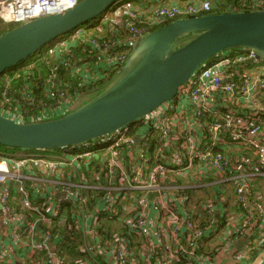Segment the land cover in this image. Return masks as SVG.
Instances as JSON below:
<instances>
[{"label":"built area","instance_id":"2783aa9c","mask_svg":"<svg viewBox=\"0 0 264 264\" xmlns=\"http://www.w3.org/2000/svg\"><path fill=\"white\" fill-rule=\"evenodd\" d=\"M80 1L0 0V22L14 27ZM255 8L264 10V0ZM210 10V0H117L44 50L53 63L42 82L29 79L34 62L7 72L0 113L22 123L42 87L64 115L84 102L70 94L73 79L83 85L118 73L151 27ZM98 139L62 152L0 149V264L264 261V58L257 51L225 50L174 98ZM57 221L81 238L85 257L60 254L61 236L50 231Z\"/></svg>","mask_w":264,"mask_h":264},{"label":"water","instance_id":"95a60500","mask_svg":"<svg viewBox=\"0 0 264 264\" xmlns=\"http://www.w3.org/2000/svg\"><path fill=\"white\" fill-rule=\"evenodd\" d=\"M116 1L81 0L60 13L44 15L0 33V75L59 37L98 19ZM235 48L254 49L264 58V10L173 20L136 42L116 77L72 111L22 123L0 113V146L36 151L88 144L140 121L174 98L202 64Z\"/></svg>","mask_w":264,"mask_h":264},{"label":"trees","instance_id":"16d2710c","mask_svg":"<svg viewBox=\"0 0 264 264\" xmlns=\"http://www.w3.org/2000/svg\"><path fill=\"white\" fill-rule=\"evenodd\" d=\"M211 2V10L208 12H201L199 15H206L210 13H225V12H231V11H250L256 9V2L257 0H210ZM95 20L85 24L84 26H87L94 22ZM170 21L163 22L160 24H156L153 27L150 28V31L155 30L159 27L164 26L166 23H169ZM124 31V30H123ZM128 33H122L120 36L122 39H125ZM68 35V34H67ZM67 35H63L59 37L58 39L64 38ZM53 42L46 45L39 53L31 57V59L26 60L25 62L21 63L20 65L6 71L2 75H0V93L3 90V80L5 78V75L7 72H14L17 70H20L21 68L26 69L25 66L31 65L32 62L35 64L33 66H30L27 69V72H29L28 76L29 79L32 80V82H42L45 77L47 76V73L51 70L53 59L47 55V58L45 57V52L47 47H49ZM80 49V48H79ZM225 52V51H224ZM78 56H81V51H77ZM61 72L66 73L67 69L65 66H61ZM69 70V69H68ZM118 73H111L108 77L103 78L99 81H91L86 84H79L77 81H72L71 85L68 88L70 89V94L74 95L78 92V100L87 97L90 94L99 93L106 85H108L114 77H116ZM71 75H68V77ZM36 93L43 97V91L42 87H38V89H35ZM87 101V100H86ZM85 101V102H86ZM23 121H29L28 114H24L22 117ZM32 122V121H31ZM81 146V145H80ZM74 147V146H73ZM7 148V147H6ZM72 147H67L66 149H71ZM4 150V149H3ZM19 149H12L8 148V150L5 151H18ZM65 149H62V151ZM36 151H55V150H36ZM65 215L68 216V213H65ZM42 229L47 230L48 228L44 226H39ZM52 235L59 234L61 237L58 239V245L60 246V254L69 256L72 259H76L77 257H85V253H83L80 249L79 242L81 241V238H77V234L74 233L73 230H68L65 225L62 223H59L58 221L55 223L54 228L50 229ZM79 240V241H77Z\"/></svg>","mask_w":264,"mask_h":264},{"label":"rangeland","instance_id":"374dc122","mask_svg":"<svg viewBox=\"0 0 264 264\" xmlns=\"http://www.w3.org/2000/svg\"><path fill=\"white\" fill-rule=\"evenodd\" d=\"M12 26L13 25H11V24L5 25V24L0 22V33L11 29ZM25 68H27V65L25 66ZM94 95H95V93L94 94H90L87 97H83V98H81L79 100V102H81V101L85 102L86 100H88L89 98L93 97ZM31 102H28V103H31ZM32 104H34V105H30L29 106V108L31 109L30 113L28 114L29 121H23L22 120V122L42 121V120H46V119L55 118V117L61 115L60 113H58L56 111V109H54V107L50 108L51 103H49L45 99L44 96L42 98H40V97L36 98L35 101L32 102ZM97 140H100V139H97ZM97 140H95V141H97ZM95 141H90V144H93ZM0 149L8 150V148H6L4 146H0ZM19 150L22 151V152L29 151L27 149H19ZM56 152H62V149H56Z\"/></svg>","mask_w":264,"mask_h":264},{"label":"crops","instance_id":"0c3cea01","mask_svg":"<svg viewBox=\"0 0 264 264\" xmlns=\"http://www.w3.org/2000/svg\"><path fill=\"white\" fill-rule=\"evenodd\" d=\"M58 117V116H57ZM229 264H231V263H229Z\"/></svg>","mask_w":264,"mask_h":264}]
</instances>
